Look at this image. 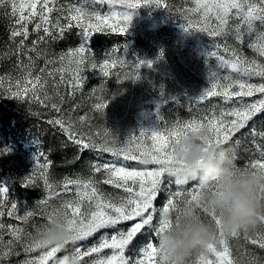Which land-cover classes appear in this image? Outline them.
Masks as SVG:
<instances>
[{"label":"snow or ice","instance_id":"6c2138e0","mask_svg":"<svg viewBox=\"0 0 264 264\" xmlns=\"http://www.w3.org/2000/svg\"><path fill=\"white\" fill-rule=\"evenodd\" d=\"M191 3L193 6L182 13L187 28L214 38L215 46L210 56L218 62L217 68L210 72V86L203 91L197 103L209 97H221L224 104L230 107L220 109L219 113L213 112L206 118L186 121L165 133L141 130L138 136L133 135L127 141L117 143L115 139H108L106 131L94 132L87 115H71L81 107L80 104L65 111V95L62 92L69 97L82 92L87 81L84 73L88 68L99 69L107 77V68L118 62V53L122 54V62L126 63L124 45L107 50L98 62L90 47L95 34L118 32L125 35L132 25L133 16L141 7L171 11L169 6L164 0H91L90 3L81 0L67 4L60 3V0H20L19 3L17 0H0V6H4L15 21L9 31V41L14 45L17 56V72L0 73V84L8 85L4 88L7 97L25 101L28 90L24 88L20 91L19 88L25 83L31 84L30 100L58 114L46 123L58 127L66 140L77 146L79 153L93 151L98 157L110 154L113 158L91 164L94 174H103L102 180L65 177L59 184L50 180L47 171L50 163L40 153L32 174L22 181L25 187H41L42 181L47 195L37 202V207L47 204L54 195H60L61 190L75 191L76 199L63 203L62 210L43 212L42 215L43 224L59 215L67 218L69 229L76 236L71 251L81 264L86 257L102 254L105 250L110 254L93 259L91 264H167L159 241L172 227L173 220L165 219L163 214L175 213L178 222L181 216L197 209L210 217L218 229L216 239L197 251L199 264H240L239 254L233 251L230 240L241 234L248 239L250 231L226 235L219 218L198 205L202 187L196 182L191 189L181 187L185 183L179 173L185 162L178 158V148L184 137L202 130L208 132L203 142L209 147L219 143H234L239 147L240 140L234 139L237 133L257 115L264 114V30L257 27L264 28V0H191ZM117 19L119 24L110 22ZM74 27L80 29L77 47L59 53L42 47L63 39L65 32ZM245 47L253 52L252 56L244 54ZM222 52L228 53L230 58H225ZM31 54H35V58ZM21 57H26L28 63L25 64ZM38 59H43L44 64L37 72L35 65ZM37 84L39 87H36ZM90 95L98 101L93 109L103 113L108 107L107 98L103 94L97 96L95 89ZM250 132L255 136V127ZM145 137L149 138L147 143ZM257 148L260 146L257 145ZM41 158L45 159L44 164L38 163ZM121 158L123 161H137L145 167L129 170L125 166H117ZM146 158L151 162L147 165L156 167L147 168L144 163ZM242 168L264 173V159L249 161ZM101 184L121 189L124 195L105 193ZM173 184L177 186L175 191L172 190ZM7 193V187L0 186V218L6 215L26 222L35 215V211L28 207H23L21 213L17 202L9 205ZM162 194L165 201L158 206L156 201ZM181 204L183 207H180ZM8 208L10 210H5ZM0 230L11 237L4 242L3 235H0V242L6 249L4 256L14 254V246L21 242L26 253L40 250L38 257L25 264H54L55 258L62 252L59 248H47L37 236L25 233L22 227L0 222ZM93 237H97L95 243L85 248L84 242ZM138 237H146L139 246ZM249 242L264 250V237L257 239L252 236ZM250 255L252 259L247 264H264V257L257 259L254 253ZM0 264H6V261L0 260Z\"/></svg>","mask_w":264,"mask_h":264},{"label":"rangeland","instance_id":"374dc122","mask_svg":"<svg viewBox=\"0 0 264 264\" xmlns=\"http://www.w3.org/2000/svg\"><path fill=\"white\" fill-rule=\"evenodd\" d=\"M19 2L20 0H17V3ZM77 2L81 0H60L63 4ZM164 3L171 11L149 6L138 9L125 35L118 32L95 34L90 47L98 62L103 59L102 56L107 50L122 48L124 45L126 63L122 62V54L118 53V62L107 68L109 72L107 77L103 76L99 69L88 68L84 73L87 81L82 92H78L74 97L62 92L65 95L63 104L65 111L80 104L81 107L71 115L73 117L87 115L94 132L106 131L109 133L108 139H115L117 143L127 141L133 135L138 136L141 130H159L165 133L186 121L206 118L213 112L219 113L220 109L230 107L224 104L221 97H209L197 103L203 91L210 86V72L217 68L218 62L210 56L214 50L215 40L204 32L187 28L182 13L184 9L193 6L191 0H164ZM117 8L119 10V6ZM104 11H107V7H104ZM14 22L7 9L0 6V73L3 74L17 72V56L14 53V45L9 41V31ZM110 22L119 24L118 19ZM257 27L258 30H264L259 25ZM29 28L31 31V25ZM79 43L80 29L74 27L65 32L63 39L52 41L42 47L59 53L77 47ZM243 52L248 56L253 55L247 47ZM221 54L225 58H230L228 53ZM31 55L35 58V54ZM21 58L25 64L28 63L26 57ZM43 64V59L36 61L37 72ZM7 86V83L0 84V186L8 189L9 205L17 202L21 213L23 207H28L29 210L35 211V215L26 222L5 215L0 218V222L22 227L25 233L35 237L37 229L44 223L43 212L62 210L63 203L76 199L74 190L72 192L61 190L60 195H54L47 204L37 207V202L47 195L42 187V181L41 187H25L22 181L32 174L38 155L43 153L47 158L50 163L47 170L50 180L59 184H62L65 177L82 179L94 177L98 181L102 180L103 174H94L91 164L97 160L107 161L113 158L110 154L98 157L93 151L79 153L77 146L67 141L58 127L46 123V120L58 114L30 100L31 84L25 83L19 88L20 91L24 88L28 90L25 93V101L8 98L4 91ZM93 89L96 90L97 96L103 94L108 100V107L103 113L96 112L92 107L98 102L90 95ZM253 127L256 129L255 136L250 132ZM148 139L145 137L146 143ZM234 139L241 142L239 147L234 143L229 144L236 151L238 166L244 167L249 161L264 159V114L257 115ZM257 145L260 148H257ZM38 163L44 164L45 159H39ZM117 166H125L129 170H141L145 167L137 161H123V158L117 162ZM193 183L181 187L188 190L192 188ZM100 187L112 196L124 195L121 189L110 185L101 184ZM176 188L177 186L173 184L172 190L175 191ZM164 201L165 196L162 194L156 204L162 205ZM180 207H183V204ZM196 211L202 218L210 219L199 209ZM256 229L255 232H249L248 239L241 234L240 237L230 240L233 251L239 254L240 264H247L252 259L250 253H254L257 259L264 257V250L249 242L252 236L257 239L264 237V228L259 226ZM0 235H3L4 242L11 238L2 230ZM96 239L97 237H93L84 242L85 248L93 245ZM145 239L146 237H138L137 246ZM4 251L6 249H3V243L0 242V260L6 261V264H25L40 254V250L26 253L23 242L14 246V254L10 257L4 256ZM108 254L110 252L105 250L102 254L86 257L83 264H91L93 259ZM59 255L62 256L64 253L61 252ZM188 264H199L197 252L191 255Z\"/></svg>","mask_w":264,"mask_h":264},{"label":"clouds","instance_id":"9594fccd","mask_svg":"<svg viewBox=\"0 0 264 264\" xmlns=\"http://www.w3.org/2000/svg\"><path fill=\"white\" fill-rule=\"evenodd\" d=\"M207 136V130H202L181 140L178 158L185 166L179 175L185 185L196 182L202 187L198 205L219 218L226 235L252 231L264 224V173L238 166L236 151L229 144L207 146L203 142ZM144 163L151 162L146 158ZM163 216L173 220L159 241L167 264H188L194 252L217 237L214 221L202 218L197 211L181 216L178 222L173 214ZM37 237L47 248H59L64 253L54 264H81L70 250L76 236L63 215L41 225Z\"/></svg>","mask_w":264,"mask_h":264}]
</instances>
